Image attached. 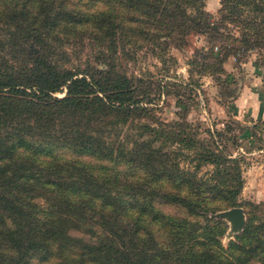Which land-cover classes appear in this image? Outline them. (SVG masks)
I'll return each mask as SVG.
<instances>
[{
  "label": "trees",
  "instance_id": "obj_1",
  "mask_svg": "<svg viewBox=\"0 0 264 264\" xmlns=\"http://www.w3.org/2000/svg\"><path fill=\"white\" fill-rule=\"evenodd\" d=\"M220 3L215 20L203 0H0V264H264V202L239 200L240 156L160 119V90L117 62L193 29L212 73L264 47V0ZM233 206L245 223L224 245L228 223L209 215Z\"/></svg>",
  "mask_w": 264,
  "mask_h": 264
},
{
  "label": "rangeland",
  "instance_id": "obj_2",
  "mask_svg": "<svg viewBox=\"0 0 264 264\" xmlns=\"http://www.w3.org/2000/svg\"><path fill=\"white\" fill-rule=\"evenodd\" d=\"M220 2L221 0H203V9L212 19L220 18ZM238 28L239 25L225 19L220 30L235 36L238 35ZM215 44L220 46L223 42L216 39ZM210 46L206 32L193 29L184 36L180 45L168 43L164 48L157 47L154 52L146 47L129 48L131 54L128 56L118 52L121 55L117 62L121 63L128 75L134 77L135 83L147 88L151 96L160 90L161 95L156 100V114L160 119L172 122L174 119L183 118L197 123L200 136H207L206 129H209L219 146L239 155L244 183L248 186L247 175L251 174L249 170L259 161L253 147L264 141L258 136L255 126L250 123L247 125L238 118L234 101L245 85L261 83V89L264 90V47L246 51L238 59L229 54L220 62L222 69H216L212 73L214 62L210 58ZM91 48L88 44L78 46L71 52L70 59L84 66L86 59L92 61L90 53L96 49ZM213 49L217 50V46ZM93 63L98 68H105L102 60L93 59ZM235 87L234 95H228ZM176 95L181 96L182 101L187 103L185 112L176 104ZM208 168L210 165H203L201 170ZM250 194L252 190L242 187L238 198L241 202H264V191L256 197ZM226 221L228 228L221 237L224 245L234 237L228 235L230 224Z\"/></svg>",
  "mask_w": 264,
  "mask_h": 264
},
{
  "label": "crops",
  "instance_id": "obj_3",
  "mask_svg": "<svg viewBox=\"0 0 264 264\" xmlns=\"http://www.w3.org/2000/svg\"><path fill=\"white\" fill-rule=\"evenodd\" d=\"M234 105L238 118L247 125L250 123L255 126V131L264 141V90L261 89V83L242 87ZM253 152L257 153L259 161L249 170L251 173L247 175L249 183L248 186L244 183L243 188L252 190L250 196L256 197L258 193L263 194L264 191V143L253 147Z\"/></svg>",
  "mask_w": 264,
  "mask_h": 264
},
{
  "label": "water",
  "instance_id": "obj_4",
  "mask_svg": "<svg viewBox=\"0 0 264 264\" xmlns=\"http://www.w3.org/2000/svg\"><path fill=\"white\" fill-rule=\"evenodd\" d=\"M30 49H33L34 52L38 51V49L34 47L32 42L30 43ZM209 217H221L228 220L230 224L228 235L233 236L243 228L245 223L244 211L241 206H233L228 209L216 211L214 213H211Z\"/></svg>",
  "mask_w": 264,
  "mask_h": 264
}]
</instances>
